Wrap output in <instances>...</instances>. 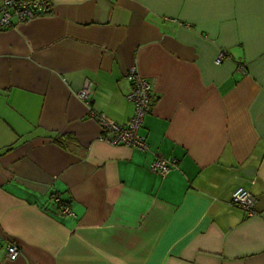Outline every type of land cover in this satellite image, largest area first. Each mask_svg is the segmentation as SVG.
I'll use <instances>...</instances> for the list:
<instances>
[{
	"label": "crops",
	"instance_id": "1",
	"mask_svg": "<svg viewBox=\"0 0 264 264\" xmlns=\"http://www.w3.org/2000/svg\"><path fill=\"white\" fill-rule=\"evenodd\" d=\"M50 2L0 30V264H264V0ZM132 67L146 151L101 137Z\"/></svg>",
	"mask_w": 264,
	"mask_h": 264
},
{
	"label": "built area",
	"instance_id": "2",
	"mask_svg": "<svg viewBox=\"0 0 264 264\" xmlns=\"http://www.w3.org/2000/svg\"><path fill=\"white\" fill-rule=\"evenodd\" d=\"M50 7V0H3L0 4V30L12 25L13 20L16 24H20L38 14L46 13ZM224 57L225 52H220L215 57V63H220ZM126 78L130 83V90L126 99L133 104V115L124 124L100 119L101 137L110 144H119L146 151L148 144L140 129L151 103L153 85L151 80L139 74L134 67L128 71ZM90 88L91 81L85 79L82 87L76 93V96L86 104L90 103ZM95 114L93 110H89V115L94 116ZM173 166H176V161L173 158L155 156L149 164V169L164 177ZM230 202L249 216L255 213V197L249 190L237 187L231 193ZM59 210L61 214L74 215L66 204H59ZM5 251L7 258L13 260L18 256L19 248L16 243L8 242L5 245Z\"/></svg>",
	"mask_w": 264,
	"mask_h": 264
},
{
	"label": "water",
	"instance_id": "3",
	"mask_svg": "<svg viewBox=\"0 0 264 264\" xmlns=\"http://www.w3.org/2000/svg\"><path fill=\"white\" fill-rule=\"evenodd\" d=\"M244 172L247 173L246 170H244Z\"/></svg>",
	"mask_w": 264,
	"mask_h": 264
}]
</instances>
